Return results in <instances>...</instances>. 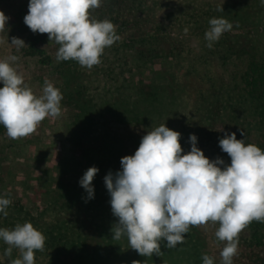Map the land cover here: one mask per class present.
I'll return each mask as SVG.
<instances>
[{
  "label": "trees",
  "instance_id": "1",
  "mask_svg": "<svg viewBox=\"0 0 264 264\" xmlns=\"http://www.w3.org/2000/svg\"><path fill=\"white\" fill-rule=\"evenodd\" d=\"M3 1L8 7L7 38L11 42L19 37L26 44L19 57L43 67L62 92L64 140L83 160L81 177L89 167L99 171L92 181L94 198L87 199L81 177L74 181L62 166L48 164L55 191L48 203L36 204L33 213L0 187V197L12 201L8 215L0 213V228L30 222L43 233L44 250L35 251V264H203L205 254L221 264L225 242L215 236L218 223L190 226L184 243L169 248L162 240L160 253L150 257L132 249L127 236L112 239L118 218L112 214L104 177L121 170V158L133 155L147 131L161 124L181 133L182 154L190 151L189 137L195 134L197 147L206 157H220L230 164L219 140L232 132L246 145L264 151L261 0H101L100 7L90 9V16L110 20L120 39L105 48L101 62L92 68L75 60L58 62L56 53L40 47L51 43L58 51L60 45L25 24L29 0ZM221 6L223 11H218ZM214 17L226 18L233 28L209 48L205 32ZM232 58L245 63L239 76L228 70ZM161 60L174 63L166 83L139 80L132 97L128 75ZM5 134L0 124V186L2 163L11 146ZM238 241L232 264H264V222L253 220L239 233ZM8 247L0 239V264L20 258L16 248L6 256Z\"/></svg>",
  "mask_w": 264,
  "mask_h": 264
},
{
  "label": "clouds",
  "instance_id": "2",
  "mask_svg": "<svg viewBox=\"0 0 264 264\" xmlns=\"http://www.w3.org/2000/svg\"><path fill=\"white\" fill-rule=\"evenodd\" d=\"M100 4L101 0H29L24 22L32 32L47 33L49 40L60 45L58 62L75 60L92 68L101 62L105 48L120 39L110 20L90 16V9ZM217 10L223 11V6ZM8 19L0 10V33ZM209 24L205 32L209 48L233 28L223 17H214ZM5 42L0 37V44ZM11 44L17 51L26 45L19 37H12ZM18 59L16 55L0 59V124L11 139L32 134L48 116L59 117L63 99L60 89L47 79L43 94L37 97L14 66ZM180 136L165 124L147 131L135 153L121 158V170L104 177L112 214L118 218L112 239L127 236L132 249L150 257L160 253V241L175 248L185 242L190 226L218 223L215 236L225 242L221 264H232L239 233L253 220L264 222V151L246 145L235 132L225 133L219 146L230 157L226 164L220 157H206L197 147L195 134L189 137L190 151L182 154ZM98 171L96 166L89 167L79 181L87 199L94 198L92 181ZM11 203L10 198L0 197V213L5 217ZM0 239L9 246L6 256H11L13 248L20 252L11 264H35L34 253L44 250L46 237L25 222L12 229L0 228ZM202 262L214 264V258L205 254Z\"/></svg>",
  "mask_w": 264,
  "mask_h": 264
},
{
  "label": "rangeland",
  "instance_id": "3",
  "mask_svg": "<svg viewBox=\"0 0 264 264\" xmlns=\"http://www.w3.org/2000/svg\"><path fill=\"white\" fill-rule=\"evenodd\" d=\"M0 10L8 17V7L6 1L0 0ZM9 19L6 22V28L0 37L5 38V43L0 44V59L9 55L19 53L15 45L7 38ZM47 53H57V48L51 43L40 44ZM18 72L23 75L24 82L39 97L43 94L44 82L47 79L56 87V79L47 77L44 68L34 63L32 59L25 60L19 57L14 65ZM174 69V63L171 60H161L156 64H149L140 70H134L128 78L131 83L132 97H135L136 85L139 80L145 82L153 79L156 84H165L166 75ZM245 69L243 59L232 58L228 63V70L239 76ZM43 76V77H42ZM3 83L0 82V87ZM66 109L61 106V115L59 117H46L30 135L19 139H11L6 134L11 146L7 149L6 159L3 161V173L1 175V189L12 192L14 200L22 202L26 209L32 213L35 211L36 204L44 205L52 192L55 191L53 166H62L72 177L74 181H79L82 170L83 160L73 153L65 142L64 114ZM65 142L67 147L64 146ZM38 154L40 156L38 157ZM44 154V156H43ZM45 164L44 168L38 167L41 160ZM47 156V157H45ZM36 158V159H34ZM37 163V164H36ZM49 164V165H48ZM44 192H47L46 194Z\"/></svg>",
  "mask_w": 264,
  "mask_h": 264
},
{
  "label": "crops",
  "instance_id": "4",
  "mask_svg": "<svg viewBox=\"0 0 264 264\" xmlns=\"http://www.w3.org/2000/svg\"><path fill=\"white\" fill-rule=\"evenodd\" d=\"M63 143H64V146L67 147V144L65 142H63ZM39 156H40V154H38V157ZM43 156H44V154H43ZM43 156H41V160L39 161L40 163H38V167H40V168H44L45 167V164H44L43 159H42ZM45 157H47V156H45ZM34 159H36V158H34Z\"/></svg>",
  "mask_w": 264,
  "mask_h": 264
}]
</instances>
